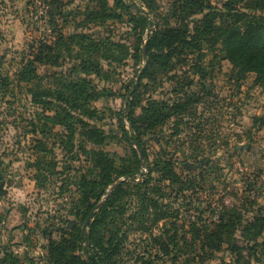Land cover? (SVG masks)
I'll list each match as a JSON object with an SVG mask.
<instances>
[{
    "label": "rangeland",
    "instance_id": "1",
    "mask_svg": "<svg viewBox=\"0 0 264 264\" xmlns=\"http://www.w3.org/2000/svg\"><path fill=\"white\" fill-rule=\"evenodd\" d=\"M124 1L128 9L118 8L116 0H61L63 17L52 26L50 0H0V264H53L51 244L82 233L89 201L81 185L93 178L92 170L100 171L91 160L93 151L113 162L111 179L104 177L110 183L106 193L125 179L112 203L127 213L123 225L115 216L116 222L105 219L92 232L94 215L84 236L108 241L125 231L126 253L133 255L116 257L120 264H142L137 258L145 250V255H166L160 264H242L248 259L257 264L248 254L246 228L255 217H264V78L242 72L226 58L223 46L208 38L200 51H176L168 70L155 67L130 95L148 61L144 54L136 60L134 51L165 28L174 0H156L151 7L144 0ZM197 1L220 16L228 2L238 12L264 16V9L248 8L252 0ZM208 11L190 15L186 23L193 29ZM59 31L65 37L85 33L101 44V51L89 55L79 47L71 53L64 49L59 66L37 63L40 79L20 82V71L32 60L31 45L52 44ZM109 41L125 45L128 54L123 52L120 61L106 59L102 42ZM84 59L100 74L82 68ZM84 79L94 91L88 101L96 110L93 117L68 107L74 116L69 125L44 119L61 109L58 103L38 102L35 93L60 91L61 80ZM190 100L199 102L184 114L174 112ZM150 102L161 103L169 119L140 135L131 119ZM89 127L104 132L102 144L88 140ZM139 137L145 151L141 165L134 144ZM168 165L172 175L166 180ZM143 195L150 199L147 212ZM224 218L239 219L236 229L223 236L227 241L220 250L204 249L205 230H216ZM155 237L170 245L169 254L153 246ZM77 245V254L88 259L86 244Z\"/></svg>",
    "mask_w": 264,
    "mask_h": 264
},
{
    "label": "trees",
    "instance_id": "2",
    "mask_svg": "<svg viewBox=\"0 0 264 264\" xmlns=\"http://www.w3.org/2000/svg\"><path fill=\"white\" fill-rule=\"evenodd\" d=\"M144 1H146V4L151 7V4H154V1L156 0ZM251 2L252 3L248 5L250 10L264 9V0H252ZM116 3L117 7L122 9H128L130 6L124 0H116ZM50 5L52 8L50 14V24L55 26L57 22L56 18L63 17V13L59 10L62 3L61 0H50ZM132 6H134L133 8L138 9L141 13L144 12L141 7H135L136 5ZM225 6L227 7L226 13L221 14L220 16L216 13V11H213L214 9H212V7L207 8V6L201 1L174 0L170 15L165 19V28L159 33H156L158 36L155 38H151L149 36L150 38L146 53L148 61L145 62L146 67L143 71L140 84L143 78H148L151 73H155V67H165L168 70L171 62L174 60V53L176 51H200L202 43L208 38L214 39L216 43H220L223 46L226 58L235 67H238L246 74L255 73L259 78H264V16L249 12H238L235 10V7L231 2H228V6ZM206 10L209 11L203 16L200 23L191 29V27L186 23L187 18L194 13L204 14ZM219 19L220 23H217ZM171 20H174L175 25L171 24ZM221 20L223 22H221ZM57 37L58 40L52 44L44 43L43 41L39 44L31 45L30 57L32 60L29 61L28 65L20 71L18 75V80L20 82L29 83L35 81L36 79H40L35 67L37 63L59 66L61 64L60 59L63 56L64 49L69 50L71 53L75 47H79L81 52L89 55H92L93 52L101 51V44L92 40L89 41L88 39L90 37L85 33H75L71 36L65 37L62 32L59 31ZM157 41L160 48L159 52L154 53L152 51L153 45H155V42ZM115 48L120 49L119 52L122 54L120 53L118 56L115 55ZM102 49L103 51H106L103 56H106L105 58L109 61H120L122 60L123 52L128 54V48H126L125 45L121 43H114L112 41L107 42V44L102 42ZM143 54L145 55L144 47L141 50L140 47H138L134 51L133 56L137 60ZM81 66L85 70L100 74V70L96 68L93 63H88L85 59L83 60ZM61 84L62 90L60 91L44 89L37 91L34 95L35 100L47 105L48 107H51L55 103L59 104V108L61 110L56 112L53 116L45 114L44 119L51 121L54 124L69 125L74 117L69 108L79 110L82 114H86L89 118L93 117L96 110H91L90 107H88V101L93 98L94 93L93 87L90 86V83L84 79L73 83L72 81L65 83L61 80ZM137 90L138 88L135 89L133 94H135ZM198 102V100H190L189 102H185L183 104L179 103L174 112L177 114H184L191 104H196ZM135 106L137 105H132V108H135ZM132 114H134V112H132ZM168 119L169 116L164 111V106L161 103L150 102L137 119H131V126L134 129L136 128L138 134L141 135L142 133L153 131L160 126H164ZM120 123L125 132L124 135L126 136L127 133L124 128V120H121ZM85 134L88 137V140L96 144H102L107 138L103 131L101 132L95 127L87 128ZM134 140V144H137L143 150L141 138L139 137ZM143 152L145 154L144 150ZM91 160L97 164L100 171L95 174V171L92 170L91 175L93 178L87 180L84 185H81V188L85 189L88 193L86 195V199L89 201V204L87 206L88 211L85 214V217L90 215V213L98 205L97 203L101 201V198L107 194L106 190L110 183H104V177L105 179L106 177L111 179V174L115 172L111 165L113 162L108 158L106 153L93 151ZM138 163L141 165V159ZM131 174V172L125 173V175ZM171 175L172 169H170V165H168L163 177L167 180V178ZM116 189L110 193L105 203L97 210L95 214L96 221L95 223L93 222L91 226L92 232L97 230V227L103 223V220L110 219L112 222H116L115 216H119L122 221L123 217L126 215L127 211H124L123 207H119L117 209L116 205L113 206L112 199L118 191ZM91 200H94L95 202H91ZM142 200L145 204L144 207H142V210L147 212L150 199H147V197L143 195ZM131 217L132 215L128 217V219ZM223 220V224L217 225L216 230H205V237L203 239L204 249L209 247L211 249L215 248V250H220L224 241H227L223 239V236H229V234L236 229L239 219L235 222L230 218H224ZM121 224L123 225V221ZM263 232V216L255 217L252 222H249L246 228V240L248 242L249 249L248 254L249 257L251 259L253 258L257 264H264V238L261 237ZM120 233L122 235H120ZM260 237L262 238L261 240L259 239ZM126 239L127 234H125V231L122 232V229L121 231L118 230L113 233L108 241H104L102 237L95 234L83 236L79 231L73 240L64 237L60 241L53 242L49 250V255L53 264H120L116 257L120 255H133V252L130 251H127L126 253ZM214 240H217V245L212 244ZM78 242H82L88 247L90 253L88 259H83L79 256V254H77ZM151 242L153 246L158 245L160 250H163L162 252H165V254L170 253V245L167 246L166 241L162 237H155L153 238V241L151 240ZM173 248L175 247L173 246ZM146 252L147 251L145 250L144 253ZM144 253L137 258L142 261V264H160L162 261L159 260L164 259V256H166L152 255L151 253L145 255ZM248 260L242 264H254L253 261L250 259ZM236 264L238 263L236 262Z\"/></svg>",
    "mask_w": 264,
    "mask_h": 264
},
{
    "label": "water",
    "instance_id": "3",
    "mask_svg": "<svg viewBox=\"0 0 264 264\" xmlns=\"http://www.w3.org/2000/svg\"><path fill=\"white\" fill-rule=\"evenodd\" d=\"M149 38H150V37H149V35H148V36H147V40H146L145 45H144V53H145V55H146V53H147V47H148ZM145 67H146V63H145V65H144L143 69L140 71V73H139V75H138V78H137V81H136V83H135L134 89L131 91L130 95L133 94V92L135 91V89L137 88V86L140 84V81H141V78H142V74H143V71H144ZM126 106H127V103H126ZM136 147H137V149H138V151H139V153H140V158H141V162H142V160L144 159V153H143V150H142L137 144H136ZM124 181H125V179H123V180H119L117 183H115L113 186H111V188L108 190V193L104 196L103 201H102L100 204H98V205L96 206V208H95V209L90 213V215L87 217V219H86V221H85V223H84V225H83V228H82V235H83V236H84V233H85L87 227L89 226V224H90L92 218H93L94 215L96 214L97 210H98V209H99V208L105 203V201H106L107 198L109 197L110 193H111L113 190H115L119 185H121Z\"/></svg>",
    "mask_w": 264,
    "mask_h": 264
}]
</instances>
